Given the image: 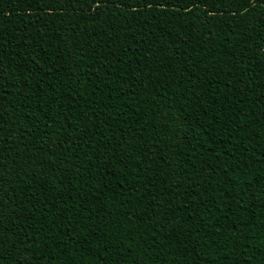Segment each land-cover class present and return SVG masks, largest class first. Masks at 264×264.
Here are the masks:
<instances>
[{
    "label": "trees",
    "instance_id": "obj_1",
    "mask_svg": "<svg viewBox=\"0 0 264 264\" xmlns=\"http://www.w3.org/2000/svg\"><path fill=\"white\" fill-rule=\"evenodd\" d=\"M0 264H264V0H0Z\"/></svg>",
    "mask_w": 264,
    "mask_h": 264
}]
</instances>
